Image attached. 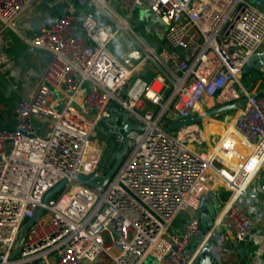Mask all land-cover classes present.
Wrapping results in <instances>:
<instances>
[{
  "label": "built area",
  "instance_id": "1",
  "mask_svg": "<svg viewBox=\"0 0 264 264\" xmlns=\"http://www.w3.org/2000/svg\"><path fill=\"white\" fill-rule=\"evenodd\" d=\"M29 1L0 0V67L8 57L5 32ZM89 1L101 17L80 14L66 0L57 18L24 37L27 53L46 50L52 60L31 96L16 103L15 123L0 126V264H95L114 248L116 264H142L150 256L156 264H193L186 250L200 219L194 215L182 233L170 227L220 187L231 193L205 241L222 227L228 240L243 242L252 222L237 200L264 167V89L245 83L244 67L264 50V11L251 0H119L130 16L149 9L160 17L165 32L155 46L112 2ZM122 31L139 49L137 64L110 49ZM144 62L153 67L148 78L137 70ZM207 97L221 104L246 98L211 144L200 123L164 130L196 115ZM114 108L145 129L132 130L106 186L85 184L79 177L100 183L110 169L95 136L120 140L123 130L113 124L122 126V116L106 123ZM31 218L25 248L9 259Z\"/></svg>",
  "mask_w": 264,
  "mask_h": 264
},
{
  "label": "crops",
  "instance_id": "2",
  "mask_svg": "<svg viewBox=\"0 0 264 264\" xmlns=\"http://www.w3.org/2000/svg\"><path fill=\"white\" fill-rule=\"evenodd\" d=\"M72 1L74 2V0ZM65 3L66 0H30L24 13L14 20L13 29L9 28L5 32L8 57L7 61L0 67V126L15 123L13 109L16 103L21 98L31 96L37 79L46 71L52 60V54L46 50H37L32 54L27 53L24 37H32L40 25L50 19L57 18ZM83 14L90 13L84 11ZM97 17L101 16L98 14ZM138 50L133 43L128 42L126 58L129 59L126 60L124 57L125 62L129 65L137 64L140 58ZM143 64H140L138 68L142 67ZM152 71H148L149 76H151ZM245 73L244 78L247 82H257L256 91L264 89L263 70L259 76L257 73L253 76ZM213 103L214 98L207 97L200 107L205 111ZM234 112L236 114L237 110ZM198 113H202L200 108L196 111V114ZM219 117H210L208 121L204 122V120L200 123L201 125L199 124L208 137L207 145L211 144V135L223 134L225 123L233 119L231 113ZM263 186L264 167L246 192L237 200V205L251 216L252 230L246 239L240 243L232 242L227 239L223 229H216L212 236L205 241V234L210 228L209 226L208 229L198 232L186 250L188 256H194L193 264H264ZM220 188L222 192L219 193ZM220 188L210 196L198 211L180 213L172 223L170 230L182 233L194 215L201 220V217L207 213V207L213 202L214 197H218L219 208L221 209V206L224 205L222 202L229 198L231 192L226 187ZM220 209H217V213ZM111 253L112 256H116L118 251L114 248ZM112 256H102L95 264H116ZM142 264H156V261L150 256Z\"/></svg>",
  "mask_w": 264,
  "mask_h": 264
},
{
  "label": "water",
  "instance_id": "3",
  "mask_svg": "<svg viewBox=\"0 0 264 264\" xmlns=\"http://www.w3.org/2000/svg\"><path fill=\"white\" fill-rule=\"evenodd\" d=\"M254 2L260 9L264 11V0H251ZM264 69V50L261 52H256L251 56L249 61L244 67V71L246 73H250L254 70L261 71ZM246 102V98H243L239 102L230 103V104H221L217 98H214V103L212 106H210L208 109L204 111V113H198L196 115H193L189 118H186L185 120H176L172 121L167 124V126L164 127V130L166 132H173L177 129L193 125V124H199L202 121H204L206 118L214 117V116H220L223 114H228L231 112H234L238 110L240 107L244 105ZM120 114L122 116L123 124L120 126L117 122L113 124L116 128H121L123 130L120 142L121 147L116 153L115 162L112 164L110 169L108 170L107 174L102 177V182H95L92 178L90 179H84L79 177V180L85 184L93 185L96 187H104L107 185V183L113 178L114 174L117 172V170L122 165L125 155L129 149L130 144V138L131 133L133 129L138 130H144L145 126L143 125H135L130 122L127 110L124 109L123 111L118 110L117 108H114V113L111 116L110 119L106 121V123H110V121L114 122L116 120V117ZM169 121V120H167ZM8 124L2 125V127L7 126ZM66 184V181L61 182L57 187H55L53 190H51L44 198V204H46L50 197L54 196L59 192V190L62 189V187ZM264 190V186H263ZM220 206V202L218 197H214L213 202L208 205L207 207V213L201 217L200 223H199V231H203L208 229L209 226H212L214 223V218L217 214V209ZM44 207H40L36 212V217L41 214ZM35 221V218L29 219L21 228L20 237L17 243V246L15 248V251L9 256V259H15L19 254L20 251L25 248V239L27 230L30 227V225ZM217 230H222V227H217ZM3 257L0 256V260H2Z\"/></svg>",
  "mask_w": 264,
  "mask_h": 264
},
{
  "label": "rangeland",
  "instance_id": "4",
  "mask_svg": "<svg viewBox=\"0 0 264 264\" xmlns=\"http://www.w3.org/2000/svg\"><path fill=\"white\" fill-rule=\"evenodd\" d=\"M108 1L110 3L112 2L114 8H116L119 12L123 14V16L129 19L133 30L137 32V34H139L142 38H144L146 42L152 45L155 44V46H157L159 45V43L163 41L162 38H163V33L165 32V25L161 21L160 17L157 16L155 13H153L151 10L149 9L137 10L135 13L132 14V16H130L120 7L118 2L119 0H108ZM74 3L80 14H82L84 11H87L88 13L94 15L95 17H97L99 14V10L89 0H74ZM128 42L133 43L134 46L138 48L137 45L135 44V41L131 38V36L126 31H122L110 45L111 51L115 53L117 56H119V58L122 61H125L124 57L126 58V53L128 50ZM128 59L129 58H126V60ZM255 73H257V76L261 75L260 70L259 71L254 70L248 73L247 75L253 76ZM244 81L245 83H248L246 80ZM208 104H210V102H208ZM147 109L152 110L153 112H157L156 108L151 104H147ZM200 111L204 113V110L201 107H200ZM231 115L233 116L232 118L234 119L235 112H231ZM214 118H220V117L214 116ZM208 120L209 118H206L204 122ZM100 127L106 128L104 124H101ZM101 128H97V131L100 132ZM102 133L100 132L95 136V141H97V143L104 150V152H102L103 153L102 161L105 162V164L107 163L106 165H108V168H110L112 164L115 162L116 153L121 147V142L117 140L115 136H113L114 139L107 138ZM218 192L219 193L222 192L221 188L218 190ZM224 202L225 201H223L222 204H224Z\"/></svg>",
  "mask_w": 264,
  "mask_h": 264
},
{
  "label": "bare ground",
  "instance_id": "5",
  "mask_svg": "<svg viewBox=\"0 0 264 264\" xmlns=\"http://www.w3.org/2000/svg\"><path fill=\"white\" fill-rule=\"evenodd\" d=\"M152 65L149 63V62H144V64L142 65V67H139V68H137V70H138V72H139V74L141 75V76H144V77H146V78H148V77H150L149 75H148V71H152ZM232 121V120H231ZM212 132V131H211ZM99 134V133H98Z\"/></svg>",
  "mask_w": 264,
  "mask_h": 264
},
{
  "label": "trees",
  "instance_id": "6",
  "mask_svg": "<svg viewBox=\"0 0 264 264\" xmlns=\"http://www.w3.org/2000/svg\"><path fill=\"white\" fill-rule=\"evenodd\" d=\"M246 75L248 74V73H245Z\"/></svg>",
  "mask_w": 264,
  "mask_h": 264
}]
</instances>
